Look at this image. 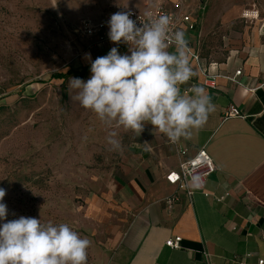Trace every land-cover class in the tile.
<instances>
[{
  "label": "crops",
  "instance_id": "obj_1",
  "mask_svg": "<svg viewBox=\"0 0 264 264\" xmlns=\"http://www.w3.org/2000/svg\"><path fill=\"white\" fill-rule=\"evenodd\" d=\"M175 1L167 10L177 12ZM184 5L197 25L189 31L182 23L180 30L199 60L189 53L195 75L181 90L204 88L216 110L176 145L164 134L146 133L131 144L105 192L87 199L81 228L93 242L96 264H205L204 253L217 264L264 261V0H185ZM127 8L135 9L85 19L97 22ZM249 8L257 19L243 17ZM113 47L130 55L126 44L113 43L86 50L82 60L91 65L86 53L95 60ZM237 71L241 75L232 81ZM231 105L243 118L223 120ZM177 147L187 149L185 158L204 148L217 171L206 182L208 196L182 194L168 213L164 201L176 188L166 175L184 160ZM172 237L182 238L181 249L165 245Z\"/></svg>",
  "mask_w": 264,
  "mask_h": 264
},
{
  "label": "rangeland",
  "instance_id": "obj_2",
  "mask_svg": "<svg viewBox=\"0 0 264 264\" xmlns=\"http://www.w3.org/2000/svg\"><path fill=\"white\" fill-rule=\"evenodd\" d=\"M175 2L0 0V188L6 190L8 220L66 223L89 238L81 228L87 199L105 192L131 144L153 126L146 124L140 136L115 129L122 151H109L106 126L72 98L76 90L69 81L77 77H53L83 69L81 79L91 77L82 54L94 48L82 38L83 19L122 7L167 10ZM88 264H96L92 241Z\"/></svg>",
  "mask_w": 264,
  "mask_h": 264
},
{
  "label": "clouds",
  "instance_id": "obj_3",
  "mask_svg": "<svg viewBox=\"0 0 264 264\" xmlns=\"http://www.w3.org/2000/svg\"><path fill=\"white\" fill-rule=\"evenodd\" d=\"M147 15L148 21L137 26L131 11L111 14L109 40L126 44L130 55L120 54L117 47L95 60L86 53L91 77L69 81L76 90L72 98L108 129L109 151H122L115 129L140 136L151 124L153 134H164L175 143L189 139L216 110L204 88L193 85L188 93L181 90L195 75L185 32L173 30L167 14ZM191 182L199 186V177ZM5 196L6 190L0 188V264H88L89 239L66 223H42L25 216L8 220Z\"/></svg>",
  "mask_w": 264,
  "mask_h": 264
},
{
  "label": "built area",
  "instance_id": "obj_4",
  "mask_svg": "<svg viewBox=\"0 0 264 264\" xmlns=\"http://www.w3.org/2000/svg\"><path fill=\"white\" fill-rule=\"evenodd\" d=\"M184 2L185 0H178V3L175 6L177 12H171L166 9H157L156 11H151L148 13H151V16L153 18L163 14L169 15L172 18L171 28L173 30H180L181 24L185 23L187 24V28L189 31H195L197 24L191 22L189 17L185 13ZM123 11L132 12V16L130 18L136 21L137 26H140L142 22H147L149 19V16L147 15L148 13H141L138 10L132 8H127ZM249 12L250 15H248ZM111 14L113 13L106 14L97 22L88 19H84L81 21L80 31L82 38L94 39L93 42H90L88 44V49H95L96 47H104L106 45L113 44L108 37L109 27L107 24V21L110 19ZM243 17L249 20L257 19L259 15L257 12L247 11L243 14ZM190 54L195 60H199L197 55H194L191 52ZM238 75H241V71H237L231 80L235 81ZM230 118H243V115L241 114L239 109L234 105L229 106L223 114V120H227ZM173 144L176 145L177 142H173ZM177 152L181 157L184 158V160L179 163V166L176 170H172L166 175L167 183L176 188V193L167 197L164 201L168 213H172V211L175 209L176 205L180 201V195L182 194L187 196L188 198H193L196 193H202L208 196L205 189L206 182L217 171L215 162L204 148L197 151L194 156L188 158H185L188 155L187 149L177 147ZM193 177H199V186L191 182ZM181 242V237H172L165 242V245L170 249L178 250L182 248ZM251 256V254H248L245 257L249 258ZM204 259L205 264H217L207 253H204ZM257 264H264V261L259 260Z\"/></svg>",
  "mask_w": 264,
  "mask_h": 264
},
{
  "label": "trees",
  "instance_id": "obj_5",
  "mask_svg": "<svg viewBox=\"0 0 264 264\" xmlns=\"http://www.w3.org/2000/svg\"><path fill=\"white\" fill-rule=\"evenodd\" d=\"M85 72H86V69H83V71L80 72V73H77V72H74V71H71V70H70V71L67 72L66 74L55 75L53 78H56V79H66L68 76L73 75V74H74L77 78H82V77L84 76Z\"/></svg>",
  "mask_w": 264,
  "mask_h": 264
},
{
  "label": "bare ground",
  "instance_id": "obj_6",
  "mask_svg": "<svg viewBox=\"0 0 264 264\" xmlns=\"http://www.w3.org/2000/svg\"><path fill=\"white\" fill-rule=\"evenodd\" d=\"M248 15H250V12H249V14Z\"/></svg>",
  "mask_w": 264,
  "mask_h": 264
}]
</instances>
